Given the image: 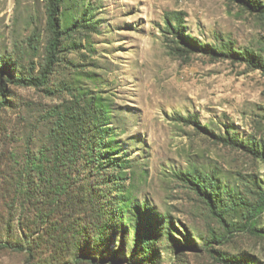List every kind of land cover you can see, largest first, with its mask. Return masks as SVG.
Listing matches in <instances>:
<instances>
[{"label":"rangeland","instance_id":"obj_1","mask_svg":"<svg viewBox=\"0 0 264 264\" xmlns=\"http://www.w3.org/2000/svg\"><path fill=\"white\" fill-rule=\"evenodd\" d=\"M50 3L0 0V169L74 149L50 142L67 132L82 154L61 160L74 177L68 217L36 224L37 210L27 222L16 211L0 240L29 242L35 257L0 249V264H74L79 253L113 258L101 264H264V69L197 46L232 41L264 58V12L237 0H68L53 27ZM177 14L183 37L166 23ZM149 224L158 236L145 252L135 235Z\"/></svg>","mask_w":264,"mask_h":264},{"label":"trees","instance_id":"obj_2","mask_svg":"<svg viewBox=\"0 0 264 264\" xmlns=\"http://www.w3.org/2000/svg\"><path fill=\"white\" fill-rule=\"evenodd\" d=\"M68 0H51L50 3V23L53 27H56L57 15L65 18V13H60L59 7L62 3ZM247 5L252 9H260L264 12V4L260 0H237ZM60 17V20H61ZM87 20V19H86ZM168 27H172L174 31L179 33L181 37L185 34V26L183 25L184 19L179 15L170 16L166 19ZM190 40L191 37H187ZM193 42H196L193 40ZM198 48L201 50L214 52L221 55H230L237 58L240 61H248L253 63L254 66H258L264 69V58L260 56L243 51L235 50V43L228 41L226 43H218L214 45H201L197 43ZM53 49H55V42L52 43ZM14 78V83L18 85H30L34 82L30 79L21 78L16 76ZM2 92H6L2 89ZM99 99L96 103L98 104L101 111L100 118H105L107 115V110H104V107ZM6 98H4L0 106L5 105ZM1 108V107H0ZM103 116V117H102ZM96 121V120H95ZM102 126V125H101ZM102 132H109V129H101ZM112 137V135H111ZM78 136L72 134L71 132L61 136H52L50 142H58L60 145L70 146V143L73 142L72 146L74 149L70 148V151H66L64 148L51 147L47 153V156L37 157L33 155L31 151L27 155H22L20 159H16L12 162V165H6L5 169H0V178L3 182V191L0 192V224L10 226L15 219V212L20 211L22 218L30 221L32 217V210H37V214L33 221L43 220L45 217H50L51 214H58V220L56 224L61 223V220H65V217H68L67 206L64 204V201L67 197L72 195L74 190V177L73 171H71V166H68L61 162L64 157H68L69 153L76 152L77 156H81L80 148L77 147L74 143L77 142ZM44 155V154H43ZM264 157V155H262ZM192 183L200 190L206 189L209 190L207 185L201 183L200 179L194 177ZM209 204L213 213L220 216V213L217 212L216 203L214 200L209 197ZM52 200V201H51ZM65 205V207H64ZM58 208V210H56ZM36 219V220H35ZM31 223L28 225H23L22 230L25 231L26 228L30 227ZM21 226V224H20ZM13 225H11L7 230H13ZM157 224L148 225L146 227V233L142 234L137 232L135 235V247L138 245L146 252L152 249L151 238L158 236L156 231ZM29 231V230H28ZM258 233H264L263 229H257ZM10 232V233H11ZM100 232L96 235L95 241L98 242V246L101 247V243L107 242V240L101 235ZM112 243V241L110 240ZM28 243V244H27ZM24 243L23 241H15L12 235H8L6 238L0 240V249L12 250L15 252H25L29 256V261L31 262L35 257V248L32 244L29 245V242ZM31 243V242H30ZM108 247V246H107ZM119 251L123 249L121 244ZM115 256V254H114ZM103 259V260H102ZM108 259L109 261L113 260L112 257L108 255H101L98 257L96 255H91L87 253H79L75 257L74 264H101ZM216 260L220 261L222 264H246L242 261H231L222 256L218 257ZM42 264V263H41ZM67 264V263H66Z\"/></svg>","mask_w":264,"mask_h":264}]
</instances>
